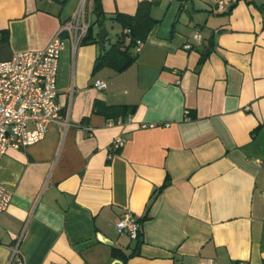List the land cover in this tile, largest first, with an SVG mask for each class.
<instances>
[{"label":"crops","instance_id":"0c3cea01","mask_svg":"<svg viewBox=\"0 0 264 264\" xmlns=\"http://www.w3.org/2000/svg\"><path fill=\"white\" fill-rule=\"evenodd\" d=\"M92 1L0 0V61L64 42L62 120L0 159V183L12 192L0 214V264H264V0L225 11L218 0H155L158 23L121 73L98 67L121 31L109 18L152 0H100L104 47L59 31L80 9L81 23L91 21ZM96 103L135 109L121 119ZM119 136L126 142L110 155ZM125 214L146 217L133 255L115 227Z\"/></svg>","mask_w":264,"mask_h":264},{"label":"built area","instance_id":"2783aa9c","mask_svg":"<svg viewBox=\"0 0 264 264\" xmlns=\"http://www.w3.org/2000/svg\"><path fill=\"white\" fill-rule=\"evenodd\" d=\"M235 0H218L216 9L225 11ZM82 9L74 19L64 21L60 32H68L74 42H79L87 33L90 21L81 23ZM194 40L200 41L195 35ZM128 41V38H127ZM190 44L185 48L189 49ZM64 49L62 38L56 36L43 50L19 51L11 59L0 61V159L8 149H20L41 141L51 123H60V106L57 102L56 78L60 53ZM107 83L95 80L93 87L103 90ZM190 119V117H187ZM155 123H144L143 128H154ZM126 139L116 137L108 146L110 155L124 146ZM12 201V192L0 183V214ZM119 234L136 240L141 233L140 220L131 215L121 216L115 224ZM18 248L12 251L17 256ZM17 264L22 260L17 259ZM198 264H217L214 260H203ZM237 264H246L238 262Z\"/></svg>","mask_w":264,"mask_h":264},{"label":"trees","instance_id":"16d2710c","mask_svg":"<svg viewBox=\"0 0 264 264\" xmlns=\"http://www.w3.org/2000/svg\"><path fill=\"white\" fill-rule=\"evenodd\" d=\"M154 2L155 0L140 2L134 15L115 13L109 18L113 23L120 27L121 31L117 35L116 40L111 43L107 50L102 49V52L98 57V67L106 66L111 68L116 73H121L134 63L137 58V54L135 52L136 47H138L141 42L145 41L150 30L158 23V21L153 19L151 16V9ZM106 19L107 17L102 9L101 1L93 0L91 6L90 25L86 35L79 41V43L99 44V32L94 34L93 28L95 26L98 30L103 28L105 26ZM6 35V32L1 33L2 40L6 39ZM95 109L96 111L103 113L105 116H109V111L116 110L117 115L115 118L119 117L124 119L133 113L135 107L122 106L115 109L114 107H101L99 103H96ZM165 185L166 184L163 186ZM145 218L146 217H143L140 220V223ZM140 236L141 233L136 239L138 245L140 243ZM137 249L138 247H135L131 255H133ZM113 254L114 256H119L121 259H125V256L119 254L116 249H113Z\"/></svg>","mask_w":264,"mask_h":264},{"label":"water","instance_id":"95a60500","mask_svg":"<svg viewBox=\"0 0 264 264\" xmlns=\"http://www.w3.org/2000/svg\"><path fill=\"white\" fill-rule=\"evenodd\" d=\"M108 35V30L103 27L99 30V35H98V42L100 43L101 47H104V43H105V39ZM132 52V51H130ZM208 52V50H207ZM137 245V241L136 240H133L132 243H131V249H134ZM112 264H121L119 261H115L113 262Z\"/></svg>","mask_w":264,"mask_h":264},{"label":"rangeland","instance_id":"374dc122","mask_svg":"<svg viewBox=\"0 0 264 264\" xmlns=\"http://www.w3.org/2000/svg\"><path fill=\"white\" fill-rule=\"evenodd\" d=\"M110 35L108 36L109 39L114 38V30L110 29Z\"/></svg>","mask_w":264,"mask_h":264}]
</instances>
